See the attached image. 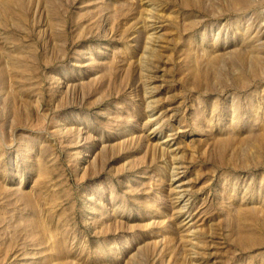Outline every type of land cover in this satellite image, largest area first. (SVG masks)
<instances>
[{
  "label": "rangeland",
  "instance_id": "obj_1",
  "mask_svg": "<svg viewBox=\"0 0 264 264\" xmlns=\"http://www.w3.org/2000/svg\"><path fill=\"white\" fill-rule=\"evenodd\" d=\"M0 264H264V0H0Z\"/></svg>",
  "mask_w": 264,
  "mask_h": 264
}]
</instances>
